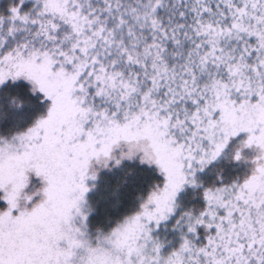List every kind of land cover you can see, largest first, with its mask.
Returning a JSON list of instances; mask_svg holds the SVG:
<instances>
[{"label": "snow or ice", "instance_id": "obj_1", "mask_svg": "<svg viewBox=\"0 0 264 264\" xmlns=\"http://www.w3.org/2000/svg\"><path fill=\"white\" fill-rule=\"evenodd\" d=\"M0 264H264V0H0Z\"/></svg>", "mask_w": 264, "mask_h": 264}]
</instances>
